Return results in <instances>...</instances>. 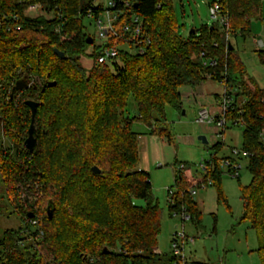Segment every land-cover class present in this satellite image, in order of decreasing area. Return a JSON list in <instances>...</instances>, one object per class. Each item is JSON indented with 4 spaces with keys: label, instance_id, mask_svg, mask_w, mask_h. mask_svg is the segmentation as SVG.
<instances>
[{
    "label": "trees",
    "instance_id": "16d2710c",
    "mask_svg": "<svg viewBox=\"0 0 264 264\" xmlns=\"http://www.w3.org/2000/svg\"><path fill=\"white\" fill-rule=\"evenodd\" d=\"M94 1L0 0V129L6 138L0 139V179L7 200L16 197L15 207L36 221L2 233L0 264H172V255L165 261L157 251L161 208L149 174L137 166L139 134L132 125L139 122L170 141L166 128L158 127L166 108L180 112V89L196 90L207 78L236 90L225 118L239 120V148L252 154L244 160L250 181L239 187L240 220L256 232L264 264V88L246 84L245 65L231 41L247 36L252 21L262 18L264 0L212 1L224 22L202 25L186 37L178 33L172 0H131L128 13L141 19L148 41L141 51L120 49L105 64L96 62L93 42L86 52L91 35L83 20L88 9H99ZM29 5L38 12H27ZM202 52L216 64L204 66ZM85 54L89 68L79 61ZM257 54L264 64V50ZM21 78L32 87L10 97ZM130 96L137 112L132 117L124 114ZM26 100L36 102L33 152L23 147L30 123ZM211 148L199 178L187 168L175 170L172 202L167 199L170 215L183 210L198 228L201 211L189 190L201 180L209 178L217 201L227 205L220 183L229 153L219 155V142Z\"/></svg>",
    "mask_w": 264,
    "mask_h": 264
},
{
    "label": "rangeland",
    "instance_id": "374dc122",
    "mask_svg": "<svg viewBox=\"0 0 264 264\" xmlns=\"http://www.w3.org/2000/svg\"><path fill=\"white\" fill-rule=\"evenodd\" d=\"M109 0H95L94 4L103 7ZM176 18L178 33L186 37L190 30L198 29L202 25L210 26L212 18L209 12V4L215 0H172ZM36 12L33 13H37ZM85 31L94 38V44L100 43L96 35L95 20L87 17L83 20ZM261 38L264 43V2L262 5V18L251 23V31L247 36H238L231 40L237 55L245 65L244 80L249 88L257 85L264 88V64L261 63L254 40ZM87 53L92 51V44ZM264 50V47L262 48ZM79 61L82 66L89 68L91 59L85 54ZM196 90L182 87V110L175 112L166 108L165 121L158 127H165L170 136V141L164 135L150 133L149 128L134 121L133 130L138 136V164L137 166L149 174L151 182V194L157 199L161 208V228L158 236L157 249L166 255H171V244L175 233L183 231L188 238L183 245V252L192 264H260L256 252V232L248 222L240 220L242 205L239 198V187L247 185L250 181V173L245 168L246 161L241 160L242 168L239 177H230L226 173L221 179V190L227 200V205L218 202L216 189L213 186L206 188H194L193 198L198 203L201 211V230L189 220H182L178 213L169 214L167 202V189L174 190L173 179L175 170L182 165L190 174L198 175L199 163L208 159L213 153L211 146L217 142L223 144L219 153H229L230 148H239L242 140V126L231 125L227 122L221 130L215 122H197L200 109H206L211 115L220 112L219 104L224 92V85L216 80L207 78ZM231 99L236 90L232 89ZM241 98V96H238ZM136 107L130 96L124 114L129 117L136 116ZM222 131V133H221ZM221 133V134H220ZM203 136L206 143H202L198 137ZM0 139L6 140L0 129ZM24 188L19 192L21 200L25 196ZM32 197V196H31ZM31 197L26 200L31 201ZM16 198V197H15ZM14 198V200H15ZM17 198V199H18ZM7 200L4 185L0 179V236L6 229H17L25 223L35 220L25 218V208L15 207V201ZM22 202V200H21ZM143 204L141 200L137 201ZM23 204V203H22ZM27 210V209H26ZM36 222V221H35ZM34 229L33 226L30 227ZM192 238V241L189 239ZM160 264V263H152Z\"/></svg>",
    "mask_w": 264,
    "mask_h": 264
},
{
    "label": "built area",
    "instance_id": "2783aa9c",
    "mask_svg": "<svg viewBox=\"0 0 264 264\" xmlns=\"http://www.w3.org/2000/svg\"><path fill=\"white\" fill-rule=\"evenodd\" d=\"M131 0H109L106 6L100 5L96 14L92 12L91 9L87 11V17L93 18L95 20L96 26V35L100 40V43L94 44L97 46L98 55L96 57V62L99 64L108 63L110 60L114 59L120 52V49L126 50L128 52L137 50L141 51L143 44L148 41L142 34V21L134 13H128L131 7ZM98 5V4H96ZM38 10V6L29 5L27 7V12L33 13ZM209 12L213 21L224 22V19L219 16V5L217 2H214L209 6ZM124 16V17H123ZM127 18V19H126ZM94 42V38H92ZM113 41V45H110L109 42ZM255 48L261 50L264 47L262 39L254 40ZM202 58V64L204 66H214L216 64L215 59L205 58L204 53H200ZM231 88H225L219 104L220 112L211 115L206 109H200L197 122H206L211 123L215 122V125L223 130L226 127L227 122H230L231 125H236L239 123L238 119L228 121L225 118L226 112L230 108L232 102L231 99ZM222 133V131H221ZM220 133V134H221ZM260 139L264 143V128L260 132ZM252 156L250 152L243 151L240 148H231L229 151L228 157L223 158L221 162V167L223 169V174H227L230 177H239V172L242 168L241 160H246L248 157ZM202 160L199 163L200 173L205 172L208 167V160ZM184 167L182 165L178 166V169L182 171ZM210 179L206 178L205 181H200L196 188H206L210 185ZM195 187L189 190V193L193 196L195 194ZM173 190L171 188L167 189V199L172 202L171 195ZM176 214V213H173ZM182 220L188 219V214L181 210L178 213ZM35 221H32V224H35ZM41 233V232H40ZM187 237L184 235L183 231L175 233V236L171 244V255L174 260L172 264H192L188 261L187 257L183 252V245L187 242ZM192 241V238L189 239Z\"/></svg>",
    "mask_w": 264,
    "mask_h": 264
},
{
    "label": "water",
    "instance_id": "95a60500",
    "mask_svg": "<svg viewBox=\"0 0 264 264\" xmlns=\"http://www.w3.org/2000/svg\"><path fill=\"white\" fill-rule=\"evenodd\" d=\"M85 41L87 44H91L93 39L91 36H87ZM53 52L58 57H64V54L55 48L53 49ZM28 87H32V85H30V83H28L25 78H21V79L16 80L14 85L11 88L10 97L13 95V93L15 91L20 90V89H24V88H28ZM25 104L30 109V123H29L28 129H27V132H26V137L23 140V147L25 149H27L29 152H33V150L35 149L36 144H37V141L35 138V125H34L36 102L33 100H26ZM198 139L202 143H206V139L203 136H199ZM91 169L94 173L100 172V170L96 166H93ZM32 215L33 214L31 212H28L26 216H27V218H30V217H32ZM50 215H51V211H49V217H50Z\"/></svg>",
    "mask_w": 264,
    "mask_h": 264
},
{
    "label": "crops",
    "instance_id": "0c3cea01",
    "mask_svg": "<svg viewBox=\"0 0 264 264\" xmlns=\"http://www.w3.org/2000/svg\"><path fill=\"white\" fill-rule=\"evenodd\" d=\"M258 39V38H257ZM259 39H261V38H259ZM195 93L198 95L199 94V91L196 89V91H195ZM198 204V203H197ZM199 206V205H198ZM201 227H202V225L198 228V227H196V228H198V229H200L201 230ZM173 240V239H172ZM157 251L159 252V253H161L158 249H157ZM162 254V253H161Z\"/></svg>",
    "mask_w": 264,
    "mask_h": 264
}]
</instances>
